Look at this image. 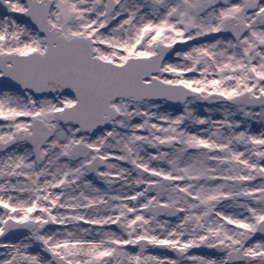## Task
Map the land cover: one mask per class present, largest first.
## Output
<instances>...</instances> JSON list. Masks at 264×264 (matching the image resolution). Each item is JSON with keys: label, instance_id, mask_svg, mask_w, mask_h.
I'll return each mask as SVG.
<instances>
[{"label": "rangeland", "instance_id": "obj_1", "mask_svg": "<svg viewBox=\"0 0 264 264\" xmlns=\"http://www.w3.org/2000/svg\"><path fill=\"white\" fill-rule=\"evenodd\" d=\"M10 5L0 15V53H43L45 38L31 28L26 5ZM257 12L264 13V0H54L50 26L66 38L90 37L104 61L123 64L155 53L157 43L175 44L178 52L157 77L192 94L177 105L116 100L118 116L108 128L86 133L60 122L72 96L33 97L0 84V141L22 140L0 153V174L15 173L0 181V234L9 217L33 223L23 234L0 236V264H54L53 254L71 264H225L241 242L253 256L245 264H264V237L252 238L264 217V105L232 103L235 94L264 95ZM230 16L248 28L240 39L227 25ZM33 118L51 129L39 162L23 142ZM78 142L93 148L88 158L69 154ZM96 155L104 167L89 174L84 166ZM154 172L178 180L164 186ZM224 176L246 181L234 188ZM136 193L143 194L138 202ZM216 193L232 198L212 219L208 200ZM162 201L184 211L150 225L142 206ZM141 237L166 242L170 253L139 254ZM215 242L222 249L211 253L207 245Z\"/></svg>", "mask_w": 264, "mask_h": 264}, {"label": "water", "instance_id": "obj_2", "mask_svg": "<svg viewBox=\"0 0 264 264\" xmlns=\"http://www.w3.org/2000/svg\"><path fill=\"white\" fill-rule=\"evenodd\" d=\"M4 1L0 0V9L5 8ZM49 7V1L46 4L35 2L30 6L33 23L48 38L49 49L46 54L44 56L33 54L30 57L15 58L16 60L9 57L0 58L2 82L29 89L36 95L54 92L75 95L77 103L64 110L61 115L63 121H72L83 130L100 129L107 125L109 117L116 115L109 107L110 101L116 98L127 96L137 99L165 98L176 102L189 94V91L182 86L166 85L152 77L159 72L161 63L172 55L174 46L158 45L157 55L130 59L121 67L104 63L91 58L89 39L65 41L57 36V32L48 29ZM244 30L242 24L238 26L237 35H242ZM7 60L13 62L14 66L6 67ZM145 78H150L151 82L144 83ZM176 91H180V97L175 95ZM235 101H244V96L236 97ZM32 131V135L27 139L38 159L39 148L49 137L50 130L42 121L34 120ZM9 145L0 143V150H5ZM78 148H81V151H77ZM89 151L86 146L78 144L74 146L72 153L84 157ZM101 165V159L95 158L86 168L90 172H95ZM18 227L16 231H23L25 224ZM54 260L57 264H68L60 258Z\"/></svg>", "mask_w": 264, "mask_h": 264}, {"label": "flooded vegetation", "instance_id": "obj_3", "mask_svg": "<svg viewBox=\"0 0 264 264\" xmlns=\"http://www.w3.org/2000/svg\"><path fill=\"white\" fill-rule=\"evenodd\" d=\"M161 182H163V181H161ZM162 184L165 186L164 182H163ZM184 224H188V223H187V222H185Z\"/></svg>", "mask_w": 264, "mask_h": 264}, {"label": "bare ground", "instance_id": "obj_4", "mask_svg": "<svg viewBox=\"0 0 264 264\" xmlns=\"http://www.w3.org/2000/svg\"><path fill=\"white\" fill-rule=\"evenodd\" d=\"M42 156V155H41Z\"/></svg>", "mask_w": 264, "mask_h": 264}]
</instances>
